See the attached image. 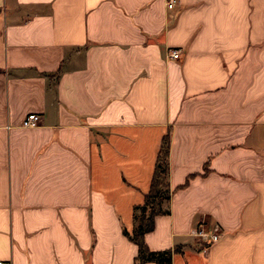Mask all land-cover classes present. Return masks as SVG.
Masks as SVG:
<instances>
[{
	"label": "crops",
	"instance_id": "obj_1",
	"mask_svg": "<svg viewBox=\"0 0 264 264\" xmlns=\"http://www.w3.org/2000/svg\"><path fill=\"white\" fill-rule=\"evenodd\" d=\"M167 132L149 250L264 264V0H0V261L134 264Z\"/></svg>",
	"mask_w": 264,
	"mask_h": 264
},
{
	"label": "trees",
	"instance_id": "obj_2",
	"mask_svg": "<svg viewBox=\"0 0 264 264\" xmlns=\"http://www.w3.org/2000/svg\"><path fill=\"white\" fill-rule=\"evenodd\" d=\"M168 156L169 133L167 132L161 140L149 190L144 196L143 203L134 207L135 228L131 234L123 229V233L137 245L134 264H145L147 262L171 264V257L175 250L151 251L144 241L145 234L154 228L155 216L169 212L166 206L171 193L168 184Z\"/></svg>",
	"mask_w": 264,
	"mask_h": 264
},
{
	"label": "built area",
	"instance_id": "obj_3",
	"mask_svg": "<svg viewBox=\"0 0 264 264\" xmlns=\"http://www.w3.org/2000/svg\"><path fill=\"white\" fill-rule=\"evenodd\" d=\"M176 0H167V7L171 8L175 4ZM169 57L172 59H178L180 57V50L179 49H171L169 51ZM41 120V116L36 113H28L22 120L21 126L25 128L35 127L39 124ZM199 239L207 240L214 242L217 240V235L209 234L207 231L203 230L202 228H198L193 233ZM0 264H11L10 262H3L0 261Z\"/></svg>",
	"mask_w": 264,
	"mask_h": 264
}]
</instances>
